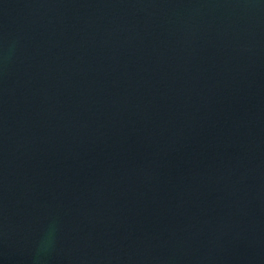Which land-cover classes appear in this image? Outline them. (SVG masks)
I'll list each match as a JSON object with an SVG mask.
<instances>
[{"label": "water", "instance_id": "obj_1", "mask_svg": "<svg viewBox=\"0 0 264 264\" xmlns=\"http://www.w3.org/2000/svg\"><path fill=\"white\" fill-rule=\"evenodd\" d=\"M0 264H264V0H0Z\"/></svg>", "mask_w": 264, "mask_h": 264}, {"label": "clouds", "instance_id": "obj_2", "mask_svg": "<svg viewBox=\"0 0 264 264\" xmlns=\"http://www.w3.org/2000/svg\"><path fill=\"white\" fill-rule=\"evenodd\" d=\"M50 244V241L47 239L41 240L38 245V251H45L47 250L48 245Z\"/></svg>", "mask_w": 264, "mask_h": 264}]
</instances>
